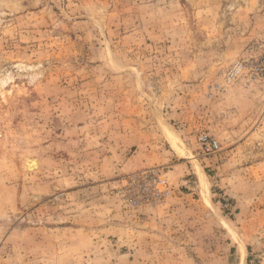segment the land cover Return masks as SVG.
Segmentation results:
<instances>
[{
  "label": "rangeland",
  "instance_id": "obj_1",
  "mask_svg": "<svg viewBox=\"0 0 264 264\" xmlns=\"http://www.w3.org/2000/svg\"><path fill=\"white\" fill-rule=\"evenodd\" d=\"M0 264H264V0H0Z\"/></svg>",
  "mask_w": 264,
  "mask_h": 264
},
{
  "label": "built area",
  "instance_id": "obj_2",
  "mask_svg": "<svg viewBox=\"0 0 264 264\" xmlns=\"http://www.w3.org/2000/svg\"><path fill=\"white\" fill-rule=\"evenodd\" d=\"M259 48H262V46L260 45ZM243 66L244 64L239 63L238 68H241ZM199 141H200L201 147L208 152L216 151L218 147L217 141L207 135L200 136ZM148 173L149 172H143L142 175H144L143 177L144 180L145 178H149L148 184L152 186V194L160 196L168 192L166 179H161V176H159L155 171L150 172V174ZM136 181H138L136 180V178H131L130 184L132 186L133 185L138 186L139 182H136ZM124 190L125 191L122 192V195L129 203L140 204V203L149 202V200L151 199V195H148V193L141 194V192L138 191V195H134V194L132 195L129 193L130 189L126 190L125 188Z\"/></svg>",
  "mask_w": 264,
  "mask_h": 264
},
{
  "label": "bare ground",
  "instance_id": "obj_3",
  "mask_svg": "<svg viewBox=\"0 0 264 264\" xmlns=\"http://www.w3.org/2000/svg\"><path fill=\"white\" fill-rule=\"evenodd\" d=\"M23 163L25 164V167L29 170L34 169L37 167V159L32 157H23Z\"/></svg>",
  "mask_w": 264,
  "mask_h": 264
}]
</instances>
